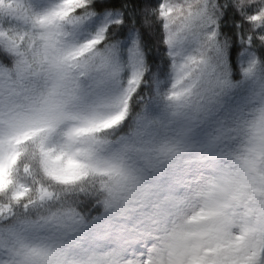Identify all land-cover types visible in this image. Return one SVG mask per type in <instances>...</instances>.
I'll return each mask as SVG.
<instances>
[{"label": "snow or ice", "instance_id": "obj_1", "mask_svg": "<svg viewBox=\"0 0 264 264\" xmlns=\"http://www.w3.org/2000/svg\"><path fill=\"white\" fill-rule=\"evenodd\" d=\"M0 171V264H264V0H0Z\"/></svg>", "mask_w": 264, "mask_h": 264}, {"label": "trees", "instance_id": "obj_2", "mask_svg": "<svg viewBox=\"0 0 264 264\" xmlns=\"http://www.w3.org/2000/svg\"><path fill=\"white\" fill-rule=\"evenodd\" d=\"M164 105H165V102L162 99L157 100L156 102H154V104L151 108V113L153 115H161L163 113V110H164ZM132 123H133V120L130 117L129 121H127V123H126V127H125L124 131H127L131 127ZM3 182H4V174L2 171H0V184H3Z\"/></svg>", "mask_w": 264, "mask_h": 264}]
</instances>
